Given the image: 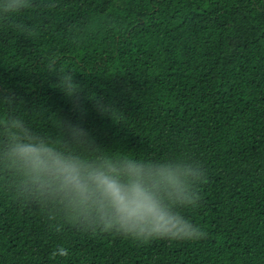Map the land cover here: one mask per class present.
I'll return each instance as SVG.
<instances>
[{
	"label": "trees",
	"instance_id": "obj_1",
	"mask_svg": "<svg viewBox=\"0 0 264 264\" xmlns=\"http://www.w3.org/2000/svg\"><path fill=\"white\" fill-rule=\"evenodd\" d=\"M29 3L0 18V101L14 108L0 107V264H264V0ZM53 58L74 97L53 87ZM13 116L89 161L201 164L198 203L180 212L203 236L136 240L73 218L6 155Z\"/></svg>",
	"mask_w": 264,
	"mask_h": 264
},
{
	"label": "clouds",
	"instance_id": "obj_2",
	"mask_svg": "<svg viewBox=\"0 0 264 264\" xmlns=\"http://www.w3.org/2000/svg\"><path fill=\"white\" fill-rule=\"evenodd\" d=\"M29 0H0V18L19 16L30 7ZM49 72L57 77L53 87L68 97L79 92L73 73L55 67L49 60ZM98 110L111 115L114 108L98 99ZM0 107L14 109L11 100ZM6 155L40 191L50 190L59 197L66 212L75 219L93 221L104 231H116L125 237L147 241L152 238L195 241L203 236L199 226L181 214L180 209L195 207L198 195L188 191L189 178L204 177L202 165L181 163H145L132 156L89 161L35 135L18 116L5 118ZM72 141H91L89 133L69 126ZM61 255L67 253L60 249Z\"/></svg>",
	"mask_w": 264,
	"mask_h": 264
}]
</instances>
